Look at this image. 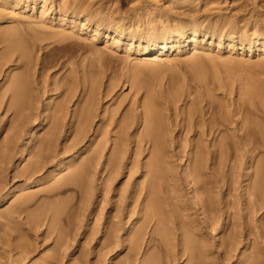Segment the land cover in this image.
<instances>
[{
	"label": "rangeland",
	"instance_id": "rangeland-1",
	"mask_svg": "<svg viewBox=\"0 0 264 264\" xmlns=\"http://www.w3.org/2000/svg\"><path fill=\"white\" fill-rule=\"evenodd\" d=\"M205 17L207 22L218 25L219 31H224V34L228 29L221 27L231 22V29L236 32L234 39L226 38L221 43L211 35L199 33L190 41L183 36L178 46L169 45L162 54L141 55L140 51L145 47L152 48L160 41L159 34L173 27L177 18L179 21L199 23ZM263 17L264 0H0V198L9 194V200L0 202V235L4 233L0 236V254L5 251L1 254L0 263L3 259L4 263L9 257L17 259L20 256L18 249H13L14 242L18 245V235L23 236L33 248L37 243L34 239L37 233L43 239V242H38L42 248L33 251L26 259L31 261L25 260L23 264L41 262L46 254H51L56 247V236H62L64 245L59 248L64 259L59 264H68L72 259L76 264L119 263L126 253L125 248L108 254L99 263L95 250L101 248L107 221L116 213L110 207L121 206L122 201H127L128 211L123 217L122 228L118 230L120 242L127 244L132 237L130 225L139 222L137 215L131 213L137 204V200L131 202V197L148 179L143 165L149 159L150 146L146 144L142 153H136V147L131 144L123 156L124 163L111 172L113 176L108 173L110 167L103 166L116 151L117 133L123 127V116L133 111L135 115L131 117L137 116L139 121L141 109H136V102L139 100L140 103L147 96L153 97L162 107L163 120L171 128L174 138L168 152L169 159L164 164L166 178L160 182L165 189L182 194L181 199L187 201L190 207L186 214L194 220L198 219L196 224L207 225L208 221L203 215V208H200L203 197L196 196L186 171L187 155L184 150H189L195 136L193 133L186 136V130L179 131L175 123L185 120L187 124L190 110L198 111L194 114L197 119H201L198 114L202 110L210 117L209 103L218 106L216 110L223 111L228 121H232V128L221 126L217 132L219 138L225 136L228 140L225 143L226 160L222 166L225 177L217 186L210 187L211 195L221 204L218 206L220 210L213 215V229L210 228L205 235L219 246L223 236L220 230L229 220L227 210L230 214L250 219L253 231L262 228L263 236L259 240L264 247V193L262 198L257 199L250 189L255 179V168H251L250 164L264 160V41H257L255 37V33L264 32ZM117 25H123L128 35L123 38L116 36L113 31ZM131 28L132 35L129 34ZM141 37L145 39L142 41ZM244 41L250 45L249 48L246 45L241 48L240 44ZM193 59L202 61L199 68L193 67ZM198 70L201 74L197 73ZM197 75L204 77L202 81L196 80ZM250 81L263 87L262 99L253 97L255 102L252 104L248 92ZM16 84L19 85L20 97H15L12 89ZM95 88L99 95L93 102L96 104L93 126L78 148L65 153L64 146L75 141L71 130L75 124L72 115ZM244 103L246 106L241 110ZM243 119L250 123L252 129L250 142L233 138L245 132ZM58 120L64 121L65 125L58 134L59 139L51 141L59 132L55 133L54 129ZM139 127L129 131L139 136L144 125ZM136 136L133 140L139 138ZM211 139L212 136L208 135V140ZM209 141L208 150L212 154L216 148ZM25 147L24 155L19 158L20 151ZM182 148L186 156L177 155ZM95 149L101 150L98 170L89 168L81 174V178L77 177L80 185L92 193L85 198L81 196V187L64 183ZM45 158L49 159L46 167L38 175L30 177L31 167ZM61 162L65 168L54 175L53 171ZM213 167L209 155L205 179L212 181L215 176ZM36 179H41L42 183L38 184ZM262 185L264 190V177ZM14 187L16 190L12 192ZM142 197L140 195L138 200L140 203ZM252 202L258 205V209ZM59 203L74 206L77 210L85 203L83 207L88 208L86 216L76 215L75 224L72 222L57 235L54 233L47 238L43 233L47 226L32 231L34 235L30 236L23 230L19 232L16 220L26 222L25 215L28 213L35 216L34 213L40 209L58 206ZM19 206L26 209L25 212L20 214ZM247 209L250 210L247 212ZM50 214L46 221L48 225L53 217ZM246 239L247 236L240 245L239 256L244 250L252 249L249 247L250 239ZM2 241L5 243L2 244ZM73 246L79 251L74 250L71 252L73 256L64 257L62 252L72 251ZM154 249L153 246L145 255L141 251V258L153 253ZM215 256L216 252L211 259L215 260ZM236 264L239 263L236 261Z\"/></svg>",
	"mask_w": 264,
	"mask_h": 264
},
{
	"label": "bare ground",
	"instance_id": "bare-ground-1",
	"mask_svg": "<svg viewBox=\"0 0 264 264\" xmlns=\"http://www.w3.org/2000/svg\"><path fill=\"white\" fill-rule=\"evenodd\" d=\"M178 19L179 18H177L173 27L169 28L166 32H161L159 34L160 41L155 43L154 47L152 48L145 47L144 50L140 51L141 55L147 56V55L155 54L159 52L162 54L164 53L165 50L169 48V45H171L172 47L178 46V44H180V42L182 41L183 36L184 37L186 36L187 40L190 41L191 39H195L199 33H204L206 36L211 35L213 39L215 38L218 42L222 43V41L225 40L226 38L228 40H233L236 34V32L231 29L232 28L231 22H228V24H224L221 27V29H225V28L228 29V32L224 34L225 33L224 31L222 30L219 31L218 25L213 24L211 22H207L208 21L207 17H205L204 20L199 23L189 21V20L179 21ZM126 31L127 30L124 28L123 25H117L116 27H114L113 33L116 36L123 38L124 36L128 35ZM129 34L130 35L133 34L132 28L130 29ZM255 37L257 41H260V40L264 41V32L255 33ZM142 39H145V38L141 37L140 40ZM146 40L150 41L148 38H146ZM245 45L248 48L250 47V45L246 41L240 44L242 49L245 48ZM191 62L194 68L195 67L199 68V65L202 64V61L198 59H193L191 60ZM203 69L201 70V72L203 71ZM201 72H199V70L197 71V73H200V74ZM197 78L198 79L196 80L200 82L202 81L204 77H202V75H197ZM248 88L250 89L248 92H250L251 100L249 102L251 104L252 102H255L253 100V97L262 99L263 97L262 95L263 87L262 86L256 84V82L254 81H250V83H248ZM12 89L15 94V97H20L21 93L19 91V85L18 84L14 85ZM85 90L86 88L84 85V91ZM106 94L108 93H105V95ZM97 95H99L98 89L95 88L93 89L92 94L86 95L85 100H84L85 104L83 102V105L79 106L75 110L74 114L72 115V121L75 124L74 126L71 127V130L75 134V141L73 142L72 145L67 144L64 146L65 153L69 152L70 150H74L78 148V146H80L82 141L86 138L87 133L89 132L90 128H92L93 120L96 117V112H95L96 109H94L96 104H93V102L96 100ZM207 105H209V110H211L210 111L211 115L210 114L208 115L210 117H207L206 112L204 113V110H202L203 112L198 114L201 119H197L196 115L194 114L198 113V111L194 110L195 111L194 112L190 110L191 115L188 119L187 124L186 122H184L185 121L184 120L183 122L179 121L175 123V126H179L178 127L180 128L179 131H184L185 129L186 136L189 133H193V136H195L193 138L194 141L190 142L189 150H186V149L184 150L187 155L186 171L189 174L188 175L189 182L193 183L196 196L203 197L201 199V207L200 206L199 207L201 209L203 208L202 209L203 215L207 219L209 224L207 223V225H203L201 222L199 224H196L195 220L198 221V219L195 218L194 220L191 217V215L186 214L187 210L188 209L190 210V207L189 205H187L188 204L187 201H184L181 199L183 198L182 194L181 195L179 193L176 194L174 191L171 192L165 189L164 185L160 182V180L162 179L165 180L166 178V173L164 171V164L169 159L168 152H169V148L172 145L171 142L173 141L174 138L172 137L173 135H172L171 128L167 124H165L163 120V113L161 111L162 107L159 106L158 102H156V100L153 97L147 96L144 98L143 101L140 100V103H139V100L136 102V109H141L140 110L141 115H140L139 121L137 119V116L134 118L131 117V115L133 116L135 115L133 111H131V113L133 114L129 113L128 115L123 116V119H124L123 127L121 128L119 133H117L119 141L116 143L117 145L116 151L113 154V156L103 166L104 168L110 167L108 169V173L110 172V174H112L114 170L118 167V165L120 166V164L124 163L123 160L126 155V150H128L131 144H134V146L136 147L135 149L136 153L138 152L142 153L144 151L143 148L146 144L150 146L149 159L143 165V171L148 176V179L143 182V186L141 188L134 191V195L131 197V202H134L137 200V204L135 205L131 213L134 212L133 214L137 215L136 219H138L139 223L138 224L136 223V225L132 223L130 225L131 228L129 230L130 232H132V237L129 239L127 244L126 242L121 243L120 242L121 236L118 230L122 228L123 217L125 215V212L128 211L126 209L127 201L125 202L122 201L121 206L116 204L110 207L111 209L114 208L116 210L115 211L116 213L113 214V216H111L110 219L107 221L108 225L106 226V230L104 231L105 240L101 248H99V250L96 248L97 251L95 250V252H97L96 255L98 256L97 263L102 262L101 261L102 259L104 261V258H106L108 254H111L112 252L117 253L121 251L122 249L124 250L125 248L126 253H124V256H122V258L119 257L120 258L119 263L116 262V264H183L184 262H186L185 264H236V261L239 264H264V247H262V245L260 244V240H259L261 236H263L262 230H260L262 228H260L259 231L257 232L256 230L253 231L254 229L252 230L250 219L242 218L240 215L236 216V214H233V213L230 214L226 210V212L229 214V217H228L229 220L224 226L222 225L223 229L220 230L223 232V236L220 239L219 246L215 245L213 240L209 239L208 238L209 236L206 237L207 235H205L206 233H209V229L212 228L211 226L215 223V218L213 215L216 214V212L220 210L218 206L221 204V202H219L220 200L216 199L214 196L211 195L210 187L217 186L219 181H222L225 177V171L222 166L226 160L225 143H227L228 140H225L226 138L225 136L224 137L222 136L221 138H219L217 132L221 126H226V128L230 129L232 128L230 126L233 124L232 121L230 120L228 121V117L226 114L223 113V111L218 112L216 110V108L218 107L217 105H216L217 107H215L214 104L212 103H209ZM245 106H246L245 103L242 104L240 109ZM242 122H243L242 128H244L245 132L243 134H238L234 136L235 135L234 130L236 128L234 127L233 128L234 130L232 129V132L234 133L233 135L234 137L231 136V139L234 138L237 140L239 139V140H245L247 142H250L252 141V136H253L251 132L252 129L250 128V123H248L247 120L244 121V119L242 120ZM64 125H65L64 121L60 122L59 120L54 124L55 133H57L56 131H59V132L56 134L55 139L53 137L51 138V141L59 139L58 134H60ZM141 125H144V128H143L144 130L142 131V133L139 134V136L138 135L136 136L137 134L136 132L129 131L130 128H134V127L136 128V126L139 127ZM208 135L212 136V139L210 141L213 144V148H216L214 149L212 154L208 150V141H209ZM134 136L139 137V138H136L135 140H133ZM26 148L27 147L23 148V150L20 151L19 158H21L24 155ZM48 148H49V145H48ZM179 151L180 152H178L177 155L183 156L185 154V153L184 154L182 153L184 152L183 148L180 149ZM99 152L101 154L100 149L93 150L88 156L87 160L84 163H82L74 172H71L69 180H67L64 183L65 185L73 184L75 186L81 187L82 197L88 198L92 193L90 191H86L85 188H83V186L80 185L81 181L77 177L81 178V174L87 171L89 168H92L94 171L98 170V160H99L98 155H100ZM209 155L211 156V159L213 160V165H214L213 169L215 170L213 172L215 176L212 179V181L205 179L204 177L205 176L204 171H205V167H206ZM48 161L49 159L47 158H45L42 161L40 160L36 161V165L31 167L28 175L30 177H33L35 174L38 175V173H40V171H42L46 167V164L48 163ZM250 167L255 168V171H254L255 179L252 180V184L250 185V189H252L251 192L257 199L262 198V194L264 193L263 185H262V178L264 177V160L259 162L258 164L251 163ZM63 168H65L64 164L62 162L58 163L55 170L53 171V174L54 175L57 174V172L61 169L63 170ZM247 170H249V168ZM113 175L114 174H112V176ZM36 182L38 184H41L42 180L36 179ZM15 190H16V187H14L12 192H14ZM140 195L141 196L143 195L141 203L138 201L141 199ZM27 199L29 200V198ZM7 200H9V194H6L2 198H0V202H5ZM47 204H50V203H47ZM84 204L82 205V207L80 206L78 210L74 206H69L68 204L59 203L58 206L50 205L44 209H40V211H38L37 213H34L35 216H32L33 213H28L27 215H25L28 219V221L26 222H23L20 219L16 220V224H17L16 227H18L19 232L23 230L26 235L30 236V234L34 235L32 231H35V230L37 231V229L41 228L42 226H45V227L47 226L46 232L43 230L44 231L43 233H46L47 235L46 238L51 237V235L54 233H56L57 235V233L62 231V228H64L65 226L68 227L72 224L73 220L76 218V215L86 216L85 212L87 211L88 208L83 207ZM76 205L77 204L75 203V206ZM248 205L250 204L248 203ZM248 205L247 207H249ZM252 205L256 207L258 206L255 202H252ZM228 208H229V205H228ZM18 209H19L18 211H20V214L21 212H25L26 210L20 206ZM248 210L250 209H247V212ZM50 213L53 215V217L51 219L52 220L51 223L48 225L46 221H48L47 218H48V214ZM260 215H261V211H260ZM219 216L222 217L221 214ZM24 218L25 217H23V219ZM114 218H116L117 220H115ZM260 218H263V217H260ZM212 229L211 231H213ZM84 232L85 231L80 232L79 234L82 235ZM2 234L4 236V233ZM2 234L0 236H2ZM20 235H23V233H21ZM246 236H247V239L248 240L250 239L251 241L249 242L250 244L249 247H252V249L251 251H249V249L244 250L241 256H239L238 252H240L239 251L240 245L243 243L244 237ZM7 238L5 239L7 240ZM40 238H41L40 235H38L37 233L34 238L37 241V243H35L34 247L32 248L31 243L25 240L23 236L21 237L18 235V245H16L14 242L13 249H18L20 256L19 257L17 256L16 257L17 259H14V258L10 259L9 257L7 258V261H5L4 263H3L4 261L3 259L2 263L0 264H14V263L23 264L25 260L30 257L33 251L39 249L40 247L42 248V245L40 246L39 243L43 239H40ZM61 238L62 236L61 237L56 236V243H54L56 244V247L52 249V253L46 254L42 258L43 262L42 261L36 262L35 264H59V262H62V260L64 259L61 257L62 255L59 253L60 252L59 248L63 247L64 245H62ZM94 239L95 238H93V240ZM97 241L100 242V239H97ZM3 243L5 242L2 241V244ZM80 245L81 244H79V247ZM153 246L155 247V249L153 250L154 252L150 253L147 257L141 258L142 257L141 251H144L143 255H145L149 252V250ZM1 250H4V249L2 248ZM74 250H76V247H74L72 251L70 252L64 251L62 252V254H64V257L73 256L71 252H73ZM4 252L5 251H3V253ZM214 252H216V256L213 258L215 260H212L211 258ZM3 253L1 254L3 255ZM2 255L0 257L1 259L3 257ZM207 258L209 260H207ZM26 261H29V260H26ZM76 263H75V259L74 260L72 259V261H70V263L68 264H76Z\"/></svg>",
	"mask_w": 264,
	"mask_h": 264
}]
</instances>
